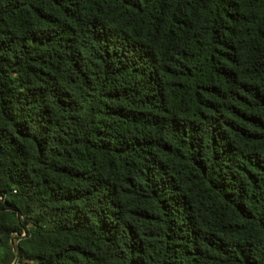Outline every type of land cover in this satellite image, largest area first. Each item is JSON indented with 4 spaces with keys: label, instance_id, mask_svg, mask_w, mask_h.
<instances>
[{
    "label": "trees",
    "instance_id": "1",
    "mask_svg": "<svg viewBox=\"0 0 264 264\" xmlns=\"http://www.w3.org/2000/svg\"><path fill=\"white\" fill-rule=\"evenodd\" d=\"M0 197V264H264V0H0Z\"/></svg>",
    "mask_w": 264,
    "mask_h": 264
},
{
    "label": "built area",
    "instance_id": "2",
    "mask_svg": "<svg viewBox=\"0 0 264 264\" xmlns=\"http://www.w3.org/2000/svg\"><path fill=\"white\" fill-rule=\"evenodd\" d=\"M0 198H1V197H0ZM24 234H25V232H22V234H21V235L23 236ZM14 263H15V262L13 261L11 264H14Z\"/></svg>",
    "mask_w": 264,
    "mask_h": 264
}]
</instances>
